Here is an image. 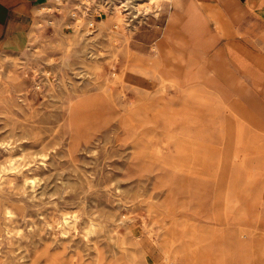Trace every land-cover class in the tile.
Segmentation results:
<instances>
[{"label": "rangeland", "instance_id": "obj_1", "mask_svg": "<svg viewBox=\"0 0 264 264\" xmlns=\"http://www.w3.org/2000/svg\"><path fill=\"white\" fill-rule=\"evenodd\" d=\"M246 20L41 6L0 52V264H264V23Z\"/></svg>", "mask_w": 264, "mask_h": 264}, {"label": "crops", "instance_id": "obj_2", "mask_svg": "<svg viewBox=\"0 0 264 264\" xmlns=\"http://www.w3.org/2000/svg\"><path fill=\"white\" fill-rule=\"evenodd\" d=\"M49 1L51 0H0V52H18L22 49L20 48L21 44L24 47L26 46L37 11ZM196 1L200 5L213 6L224 14L228 13L232 21L240 22L242 19L246 20L247 17H251V19H248L249 21H245L244 27L247 33H253L254 31L255 23L253 20L264 23V0ZM168 2L178 6L181 0H169ZM185 14L188 17L187 22L193 21L200 29L196 37L201 36L205 28L202 11L192 5H188ZM178 22H180L179 14L173 11L170 13L168 25L173 28ZM224 50L238 67L246 68L248 64L246 59L249 55L240 43L229 40L226 42Z\"/></svg>", "mask_w": 264, "mask_h": 264}, {"label": "bare ground", "instance_id": "obj_3", "mask_svg": "<svg viewBox=\"0 0 264 264\" xmlns=\"http://www.w3.org/2000/svg\"><path fill=\"white\" fill-rule=\"evenodd\" d=\"M168 1H169V0H168ZM175 3H176V1H175ZM117 12H118V11H117ZM114 19H116V21H117V18H114ZM118 23H119V22H116L115 24H116V25H118ZM167 25H168V24H167ZM185 25H186V26H188V24H187V23H185ZM185 25H184V26H185ZM168 30H169V32H168V33L170 34V32H171V30H172V27H171V26H169V25H168ZM21 48H23V47H21Z\"/></svg>", "mask_w": 264, "mask_h": 264}]
</instances>
